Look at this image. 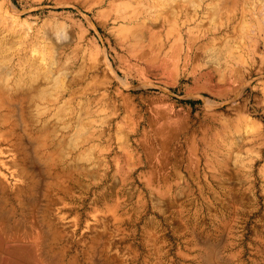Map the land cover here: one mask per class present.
Here are the masks:
<instances>
[{
    "label": "rangeland",
    "instance_id": "1",
    "mask_svg": "<svg viewBox=\"0 0 264 264\" xmlns=\"http://www.w3.org/2000/svg\"><path fill=\"white\" fill-rule=\"evenodd\" d=\"M0 198L52 264H264V0H0Z\"/></svg>",
    "mask_w": 264,
    "mask_h": 264
},
{
    "label": "bare ground",
    "instance_id": "2",
    "mask_svg": "<svg viewBox=\"0 0 264 264\" xmlns=\"http://www.w3.org/2000/svg\"><path fill=\"white\" fill-rule=\"evenodd\" d=\"M34 217L23 216L22 223L28 222L29 225V227L23 228L20 224L11 223L15 216H4L0 212V259L7 256L15 264H52L51 261L54 262L59 257L55 247V242L58 239L57 234L48 238L46 235L48 226H46V230H43L38 226V221L35 222ZM58 259L60 261L61 257Z\"/></svg>",
    "mask_w": 264,
    "mask_h": 264
}]
</instances>
